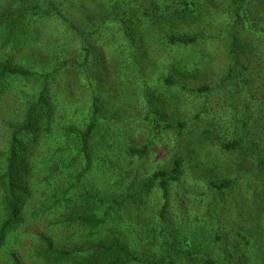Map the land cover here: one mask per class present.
Masks as SVG:
<instances>
[{
  "label": "rangeland",
  "instance_id": "rangeland-1",
  "mask_svg": "<svg viewBox=\"0 0 264 264\" xmlns=\"http://www.w3.org/2000/svg\"><path fill=\"white\" fill-rule=\"evenodd\" d=\"M35 1L42 2V5L57 4L62 14L72 9L74 12L72 21L68 22L56 16L28 17L17 33H14L13 29L7 47L0 46V58L20 61L21 51L27 50L36 51L44 58L52 59L59 54L61 59L73 58L77 62V65L60 72L53 80L51 87L55 94L52 100L53 109L57 104L56 112L58 115L63 114V117L57 118L56 122L52 123L51 131L65 137L64 130L69 125L63 119L65 114L71 115L72 109V123L80 127L82 121L80 113L83 106L80 107L75 101L80 97L84 98L93 88L102 111L104 110L102 115L105 120L101 121L94 134L93 140L96 146L92 172L87 178L82 179V184L106 193L124 194L127 188L145 182L153 171L170 167L173 154L179 150L183 152L180 153L183 158L180 179L169 185L165 197L156 185L153 193L143 204L142 202L139 204L138 210H134L136 214H133L131 224L128 215H124L127 225L122 226L121 230H129V232L136 230L146 237L144 231L146 226L155 227L156 257L169 256L175 264H195L186 258L176 259L178 254H182L186 244L190 245L189 254H197L199 258L211 253L213 250L211 241L218 227H222L223 233L228 235L229 243L238 248L236 233H229L228 226L237 223L241 232L246 234L248 222L245 217H249L246 210H255L250 206L259 207L257 204L264 201V166L259 168V160L251 158L250 152L243 146L232 151L231 154H224L216 144L220 145L219 140L226 142L233 140L232 138L237 139L242 131L241 127L245 125L247 130H252L254 134L252 140L258 142L260 158L264 159V99L262 98L264 76L260 78L258 74L255 75V71H258L259 75L264 74L262 73L264 65H259L257 61L262 55H250L249 69L235 78L229 80L226 74L231 65L227 58L228 51L238 44L258 41V31L264 30V17L259 21L257 19L260 17V12L264 11V0H260L258 5H255L256 0H253L248 6L249 19L243 15L245 10H238L237 7L230 8L227 13L225 7L229 2L226 0L214 11L212 18H216L211 23H208L209 19L203 22L196 21L197 17L190 20L189 25L181 23V27L183 26L185 30L198 32L206 37L211 36L210 39L198 40L188 47H175L165 44L163 41L165 33L159 35L161 39L159 38V43H156L155 34L152 41L144 37L146 45L148 43V52L138 51L131 58L117 55L112 45L110 50L106 49L100 36L87 37L88 40L85 42L82 32L90 33L93 30V23L86 21L85 25L79 27L78 17L81 10L77 0ZM177 2L178 0H173L171 4L177 5ZM2 3L3 6L8 4L12 8L16 7L13 0ZM201 10L205 12L204 9ZM216 11L219 15L217 13L214 16ZM86 23L91 29L87 28L89 26H86ZM149 25L150 23L146 30ZM1 33L0 31V36ZM237 33L238 38L233 45H230V40ZM18 38L19 40H15ZM2 39L3 37L0 41ZM83 43L90 49L91 54L89 62L81 68L79 64L84 61L85 55ZM139 45L140 42L136 46ZM228 46L231 48L228 49ZM242 58L245 60L248 57L242 56ZM243 60L241 61L245 64ZM193 63H197V72L192 75L184 73L187 79L182 77L181 66L186 65L185 71L190 72ZM85 71L87 73H84ZM239 83L242 85L235 89V85ZM199 86L209 87L210 94L196 93L194 89ZM17 87L21 85L15 81H8L6 85V89L9 90ZM256 87H260V90ZM66 89H69L70 93ZM9 98L10 95L3 97L0 105V173L5 166L8 145V123L4 120L16 119L20 108L18 101L10 107L12 104ZM156 104L157 110L160 109L169 121L185 123L184 131H167L154 137L149 129V123L143 121L142 117L148 107H155ZM70 105H74V108L67 107ZM25 142L28 145L25 155L27 168L35 179L39 175L36 168L40 166L42 160L40 156L43 153H51L49 152L51 146L40 147L42 144H34L30 137H26ZM144 145L148 146L145 157L139 158L137 155L130 157L127 154L129 147L141 148ZM99 155L106 157L108 162L117 163L119 167L111 173H106L103 167H99L97 161ZM76 168L80 169L81 165L77 164ZM236 174H239L237 186L241 195L244 193L245 202L238 204L236 202L232 207L231 203L234 200L231 196L222 198V203L218 207V193L215 192L214 187H210L213 180L233 181ZM246 176L250 177L247 181ZM252 178L255 183L251 182ZM34 187L38 189L43 186L42 183H37ZM1 195L0 186V219L3 215ZM262 210L263 207L260 212L251 216L256 220L259 231L264 230ZM28 212L29 210L27 214H22L23 222L8 234L5 248L0 250V264H8L6 248L14 249L26 264H41L34 253L38 247L33 234L35 231H44L52 236L58 245L64 244L65 241H74L73 233H78L77 228L54 227L49 225L51 216L49 219L47 215L42 216L43 218L32 217ZM138 213L140 215H137ZM238 217H241V221L237 219ZM171 245H174L172 251L168 250ZM263 247L264 245L261 246ZM160 252L163 256L158 255ZM253 257L257 258V254L254 253ZM238 258L233 260L234 264H240ZM225 260L222 254V263ZM244 264L254 263L246 259Z\"/></svg>",
  "mask_w": 264,
  "mask_h": 264
},
{
  "label": "trees",
  "instance_id": "trees-1",
  "mask_svg": "<svg viewBox=\"0 0 264 264\" xmlns=\"http://www.w3.org/2000/svg\"><path fill=\"white\" fill-rule=\"evenodd\" d=\"M3 1L8 2V0H0V31L2 32L0 38L3 37L0 46H5L4 48L7 47L13 29L14 33H17L28 17L56 16L71 22L74 16L72 9L62 14L57 4L53 3L42 5V2L35 0H13L16 7L12 8L8 4L3 6ZM83 1L77 0L81 10L78 17L79 27L85 25L86 21L90 24L93 23V30L90 33L82 32L85 42L88 40L87 37L100 36L106 49L110 50V45H112V49L117 55L131 58L138 51L147 53L148 43L146 45L144 37L152 41L155 34L156 43H159V38L161 39L159 35L165 33L163 36L165 44L175 47H188L194 45L198 40L210 39L211 36L206 37L198 32L185 30L183 26L181 27V23L189 25V21L195 17L198 18L196 21L202 20L203 22V20L209 19L208 23H211L216 18H212L214 11L220 8L226 0H178L177 5L171 4L173 0L171 3H169L170 0ZM227 1L229 2L225 7L227 13L230 8L237 7L238 10H245L243 15L249 19L247 8L253 0ZM259 1L256 0L255 5H258ZM201 9H204L205 12ZM217 13L216 11L214 16ZM260 13V17H257L258 21L264 17L262 15L264 11ZM87 23L86 26H89L87 28L91 29ZM148 23L150 25L146 30ZM261 31H258V41L251 43L253 46L250 42H246L233 46V49L228 51L229 57L227 58L231 65L226 74L229 80L249 69L250 55L259 54L262 55V58L264 57V32ZM238 33L230 40V45L236 41ZM248 39L250 40V38ZM15 40H19V38ZM138 42L140 45L136 46ZM83 44L84 61L78 63L81 68L86 65V62H89L91 54L90 49L85 46V43ZM102 48L105 49L103 45ZM230 48L231 46H228V49ZM26 51H21L20 61L0 58V105L3 97L10 95L9 100L12 104L10 107L14 106L16 101L20 106L16 119L4 120L8 123V145L5 166L3 172L0 173L3 212L0 219V250L5 248L11 230L23 222L22 214H27L29 210L28 213L32 217L43 218L47 215V219H49L51 216L49 220L51 226L75 227L79 233H73V242L65 241L64 244L58 245L52 236L47 235L44 231L33 232L38 243L34 253L41 264H175L169 256L156 257L155 227L146 226L144 229L146 237L140 235L136 230L123 231L121 227L126 224L124 215H128L131 224L132 216L136 214L134 210H138L139 204L141 202L143 204L145 199L153 193L156 185L164 197L167 195L169 185L177 182L182 175L183 158L181 154L183 152L176 150L170 167L153 171L145 182L140 183L139 186L127 188V192L124 194L106 193L96 190L92 186H84L82 179L87 178L92 172L96 146L93 137L101 121L105 120L102 115L104 110L102 111L99 99L91 88V92H88L84 98L80 97L78 101H75L80 107L83 106L80 113L82 116L80 127L72 123L74 105H70L67 107L72 109L71 115L65 114L63 119L69 125L64 130L65 137L52 132V123H55L57 118L62 119L63 117V114L58 115L56 112L57 104L53 109L52 100L55 98L53 96L55 94L51 90L53 80L60 72L77 65V62L73 58L61 59L59 54L51 59L44 58L36 51ZM242 56L248 58L243 60ZM262 58L259 57L257 60L259 65H264ZM196 66L197 63H193L192 70L187 72L185 71L187 66L183 65L180 74L183 75L182 77H185L184 73L192 75L197 72ZM257 72L255 71V75L258 74L257 76L260 78L264 76ZM185 78L187 79V77ZM8 81L19 82L21 87L13 90L6 89ZM89 84L91 85V83ZM240 85L242 84L235 85V89ZM257 89L260 90V87ZM194 90L200 95H207L211 92L207 86H199ZM66 91L70 93L69 89ZM262 98L264 99V96ZM148 108L143 112L142 120L149 123V129L154 137L167 131H184L186 124L169 121L160 109L157 110V104L155 107ZM241 130L237 139L232 138L233 140L226 142L219 140L220 145L217 143L216 146L224 154H231L232 151L243 146L246 151L250 152L251 158L259 160V168L264 166V159L260 158L259 144L252 140L254 139L252 130H247L245 125L241 127ZM26 137H30L34 144H42L40 147L45 145L52 147H49L51 153H43L40 156L42 160L39 168H36L39 175L35 179L29 173L30 169L27 168L25 155L28 145L25 142ZM127 152L130 157L137 155V157L143 158L148 153V146L129 147ZM98 158L99 167H103L106 173H111L112 170L119 167L115 162H108L103 155H99ZM77 164L81 165L80 169L76 168ZM238 178L239 174H236L233 181L213 180L212 186L209 183V186L214 187L213 189L218 193V207L222 203V198L226 199L231 196V199L234 200L231 203L232 207L236 202L237 204L245 202L243 200L244 193L241 195L237 186ZM245 178L247 181L250 177L246 176ZM253 178L251 182L255 183ZM37 183H42L43 187L38 189L37 186L34 187ZM257 206L259 207L250 206L255 210H246V214L249 215V217H245L248 222L246 234L241 232L240 225L237 223L228 226L229 233H236L235 236L239 241L238 248L229 243L228 235L223 233L222 227H218L211 241L213 245L211 253H206L199 258L197 254H189L190 245L186 244L182 254H178L176 259L186 258L195 264H234L233 260L239 256L240 264H244L246 259L253 261L254 264H264V247L261 248L264 245V230L259 231L256 220L251 217L254 213L260 212L262 207V211H264V201L259 202ZM237 219L241 221V217ZM218 221L220 223V220ZM173 249L174 245H171L168 250L172 251ZM5 251L8 264H26L14 249L7 250L6 248ZM254 253L257 254V258L253 257ZM222 254L226 259L224 263H222ZM158 255L163 256V253L160 252Z\"/></svg>",
  "mask_w": 264,
  "mask_h": 264
}]
</instances>
